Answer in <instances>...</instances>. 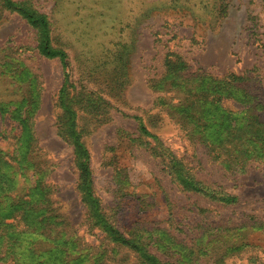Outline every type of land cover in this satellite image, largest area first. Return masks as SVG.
Instances as JSON below:
<instances>
[{"label": "rangeland", "instance_id": "rangeland-1", "mask_svg": "<svg viewBox=\"0 0 264 264\" xmlns=\"http://www.w3.org/2000/svg\"><path fill=\"white\" fill-rule=\"evenodd\" d=\"M11 1L45 18L49 46L66 59L41 57L38 29L21 14L0 9V188L9 189L15 179H6L9 167L20 175L26 124L32 134L26 190H48L77 239L92 247L102 242L78 194L71 127L88 153L101 213L120 233L145 223L188 245L205 224L264 222V159L240 169L234 156L225 163L213 158L201 133L207 128L216 139L227 136L214 134L210 112L209 121L194 120L190 134L191 127L157 101L173 90L151 88L164 78L175 86L177 73L196 77L193 85L200 83L201 90L213 80L239 78L235 98H221L218 105L233 112L223 116L225 130L251 123L238 113L247 107L245 96L264 106V0ZM139 124L155 139L136 140ZM232 138L227 146L237 152L242 146ZM249 151L264 156L251 142ZM176 164L207 195L215 191L237 202L223 206L183 191L172 179ZM245 243L218 264H264V230L253 231Z\"/></svg>", "mask_w": 264, "mask_h": 264}, {"label": "trees", "instance_id": "trees-1", "mask_svg": "<svg viewBox=\"0 0 264 264\" xmlns=\"http://www.w3.org/2000/svg\"><path fill=\"white\" fill-rule=\"evenodd\" d=\"M0 9L21 14L32 28L39 31L38 54L45 59H58L64 64L65 53L51 48L48 44L47 23L43 16L11 0H0ZM3 68L4 66L0 64V76H3ZM195 79L193 75L177 73L175 86L172 83H165L164 78L156 85L152 84L151 88L159 90L162 87L164 92L173 90L170 97H157V101L167 109V112L174 113L181 123L189 125L190 134L192 128L196 130L194 120H207L206 113L210 112L211 121H207L216 127L214 134L220 135L225 131L224 134L227 136L226 140L216 139L214 135H208L207 128L201 133L210 145L213 158L221 159L220 162L225 163L234 156L243 163L240 169H244L245 163L252 159H264V156L248 152V142H251L264 154V116H261L264 106L260 102L248 100L245 96L247 107L238 115L244 112L253 121L251 123L246 121L247 124L240 130H234L230 126L225 130L226 120L223 116L233 112H227L218 103L221 98H235L240 90L238 87L240 79L229 76L218 81L213 80L203 90L200 89V83L193 85ZM15 117L23 124L20 114H16ZM139 125L136 140L155 139L141 124ZM69 133L77 154L78 194L90 214V224L102 232L104 240L93 247L83 244L81 239L74 236L65 217L57 212L48 190L42 189L37 192L35 187L26 190V176L23 173L31 166L26 157L30 155L32 149V134L30 127L23 124L20 135L23 144L19 147L22 158L17 164L20 175L16 174V168L9 167L6 179L11 175L15 179L11 181L9 189L8 186L0 188V264H218L226 254L240 252L247 247L245 241L253 231L264 230V222L256 226L229 228L205 224L199 227L197 236L188 245L167 229L147 226L145 223H135L125 234L120 233L101 213L99 200L92 192L87 151L78 144V137L71 127ZM233 136H236V141L242 146L237 152L231 150V146H227L228 141L233 140ZM226 165L229 166V170L232 169L231 164ZM171 169L174 173L173 182L183 191L198 194L223 206L234 205L237 202L236 197L215 191H209L207 195L206 188L183 172L179 164L173 165ZM33 183L36 185L37 181L34 179ZM127 187L128 185L120 189L125 190Z\"/></svg>", "mask_w": 264, "mask_h": 264}]
</instances>
